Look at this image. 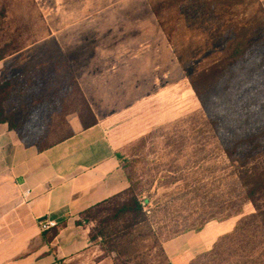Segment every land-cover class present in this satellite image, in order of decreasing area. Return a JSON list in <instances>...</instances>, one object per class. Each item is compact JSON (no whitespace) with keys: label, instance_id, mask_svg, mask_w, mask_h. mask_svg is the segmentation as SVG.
<instances>
[{"label":"rangeland","instance_id":"374dc122","mask_svg":"<svg viewBox=\"0 0 264 264\" xmlns=\"http://www.w3.org/2000/svg\"><path fill=\"white\" fill-rule=\"evenodd\" d=\"M263 38L264 0H0V53L18 50L3 62L4 73L17 75L4 107L28 141L46 145L66 136L78 115L81 121H89L79 82L85 68H102V39L119 42L105 46L111 49L105 60L116 69L133 71L132 100L151 89L150 83L142 81V64L148 65L144 74L155 81L154 90L170 84V118L157 122L162 117L155 102L156 123L119 153L122 169L133 177L143 174V183H155L146 205L154 210L150 234L132 243L120 240V254L103 251L99 240L95 241L67 264H173L162 251V243L195 231L174 234V230L195 227L214 215L205 224L229 221L232 227L225 232L229 233L242 216L254 211L248 202L242 214L217 220L228 211L230 167L203 130L202 108L188 77L213 64L216 67L208 70L205 81L210 80L238 45L245 51L249 43H264ZM143 47L149 50L147 60L129 63L130 55ZM237 61L242 62L241 58ZM64 73L73 79L64 94H53L51 89L58 87ZM112 81L126 83L123 78ZM33 90L52 94H46L48 98L35 108ZM121 97L125 100L126 94ZM171 137L186 138L190 144L176 152L165 145ZM196 140L205 141L206 148L199 150ZM171 173L181 178L166 184ZM253 241L242 248L237 238L224 240L204 255L213 242L186 264H235L245 254L264 261V248H256Z\"/></svg>","mask_w":264,"mask_h":264},{"label":"crops","instance_id":"0c3cea01","mask_svg":"<svg viewBox=\"0 0 264 264\" xmlns=\"http://www.w3.org/2000/svg\"><path fill=\"white\" fill-rule=\"evenodd\" d=\"M112 44L119 42L102 39V68H85L79 82L94 124L84 128L77 116L66 136L38 149L0 123V264H67L83 254L90 246V224H78L81 214L128 187L118 156L121 149L156 123L155 102L162 117L157 122L170 118L169 81L154 90L155 81L144 74L148 65L142 64V81L151 89L132 100L133 71L116 69L105 60L111 50L106 47ZM148 53L143 47L128 62L143 63ZM5 59L0 60V78ZM117 78L126 79L125 86L112 81ZM42 217L57 226L41 231ZM231 227L229 221L205 224L164 241L163 252L171 263L186 264Z\"/></svg>","mask_w":264,"mask_h":264},{"label":"trees","instance_id":"16d2710c","mask_svg":"<svg viewBox=\"0 0 264 264\" xmlns=\"http://www.w3.org/2000/svg\"><path fill=\"white\" fill-rule=\"evenodd\" d=\"M150 5L152 12L157 16V10L153 7L152 1ZM17 51L1 52L0 60ZM261 52L264 54V43H249L245 51L242 45H238L233 50V55H229V60L220 68H216L215 75L210 80L205 81L209 76L208 70L216 67L213 64L198 70V73L191 72L188 77L190 86L202 108L203 130H206L213 138L221 156L230 167L231 194L227 203L228 211L221 217H217V220L242 214V207L248 202L254 209L252 213L242 216L231 232L218 236L212 249L204 255L211 253L213 248L215 249L222 241L232 238H237L236 243H239L242 248L250 244L252 238L256 248H264V56L261 57ZM240 58L241 63L237 61ZM16 76V74L8 75L7 71L0 78V123H6L10 129L15 130L25 145H35L38 149H43L48 144L41 145L38 141L26 140L13 120V114L5 110L4 103L7 96L12 93L11 85ZM60 78L58 87L51 89L53 94L60 92L64 94L69 81L73 79L67 73L62 74ZM49 87L46 85V89H50ZM38 93L34 90L30 93L36 94L35 108L48 98L45 97L46 94L48 96L52 94ZM84 105L89 121L83 122L81 116L78 115V117L82 127L85 128L94 124L96 119L85 99ZM189 144L186 138L180 139V137L179 139L167 138L165 141V145L172 146L176 152ZM195 144L199 150L206 148L205 141L196 140ZM123 171L128 187L85 210L81 214V219L77 221L78 224H93L88 232L90 244L99 240L98 243L103 251L117 254H120L118 250L120 240L132 243L135 239H143L150 234L151 218L154 213L153 209L146 207L150 203L154 181L148 180L143 183V174L133 177L131 173L124 169ZM171 174L166 184L176 183L181 178L174 173ZM154 207H159L158 203H154ZM219 208L222 209V207ZM212 216L214 215L205 218L195 227L188 225L184 229L174 230L173 233L178 234L187 230L199 231ZM152 235L154 236V233ZM157 237L155 235L154 238L157 239ZM235 264H264V261L249 258L245 254L235 261Z\"/></svg>","mask_w":264,"mask_h":264},{"label":"built area","instance_id":"2783aa9c","mask_svg":"<svg viewBox=\"0 0 264 264\" xmlns=\"http://www.w3.org/2000/svg\"><path fill=\"white\" fill-rule=\"evenodd\" d=\"M28 191H25V195H27ZM38 226L40 228L41 231H46L48 229H51V228H54L57 226L56 222L51 220V219H48V218H40L39 221H38Z\"/></svg>","mask_w":264,"mask_h":264}]
</instances>
